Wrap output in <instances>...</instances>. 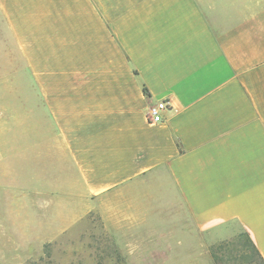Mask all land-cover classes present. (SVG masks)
I'll return each mask as SVG.
<instances>
[{
    "label": "crops",
    "instance_id": "crops-1",
    "mask_svg": "<svg viewBox=\"0 0 264 264\" xmlns=\"http://www.w3.org/2000/svg\"><path fill=\"white\" fill-rule=\"evenodd\" d=\"M1 193L128 262L213 264L229 220L264 259V0H0Z\"/></svg>",
    "mask_w": 264,
    "mask_h": 264
},
{
    "label": "rangeland",
    "instance_id": "rangeland-1",
    "mask_svg": "<svg viewBox=\"0 0 264 264\" xmlns=\"http://www.w3.org/2000/svg\"><path fill=\"white\" fill-rule=\"evenodd\" d=\"M21 211L24 207L11 206L9 196L0 194V264H137L127 261L121 242L95 216L48 240L41 233V212ZM240 229L236 222L217 224L205 237L214 244Z\"/></svg>",
    "mask_w": 264,
    "mask_h": 264
},
{
    "label": "trees",
    "instance_id": "trees-1",
    "mask_svg": "<svg viewBox=\"0 0 264 264\" xmlns=\"http://www.w3.org/2000/svg\"><path fill=\"white\" fill-rule=\"evenodd\" d=\"M230 222L238 223L241 229L234 232L231 237L209 245L213 264H264V259L249 233L237 220H229L220 224L226 225Z\"/></svg>",
    "mask_w": 264,
    "mask_h": 264
},
{
    "label": "built area",
    "instance_id": "built-area-1",
    "mask_svg": "<svg viewBox=\"0 0 264 264\" xmlns=\"http://www.w3.org/2000/svg\"><path fill=\"white\" fill-rule=\"evenodd\" d=\"M171 108L167 100H158L149 105L146 111V117L149 122H162L170 116Z\"/></svg>",
    "mask_w": 264,
    "mask_h": 264
}]
</instances>
